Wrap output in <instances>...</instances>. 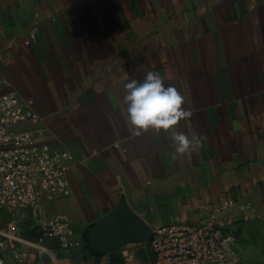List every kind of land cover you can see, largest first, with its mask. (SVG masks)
I'll list each match as a JSON object with an SVG mask.
<instances>
[{"label":"crops","instance_id":"0c3cea01","mask_svg":"<svg viewBox=\"0 0 264 264\" xmlns=\"http://www.w3.org/2000/svg\"><path fill=\"white\" fill-rule=\"evenodd\" d=\"M0 24L2 92L33 99L45 143L73 156V194L47 211L84 247L60 264H94L100 222L123 198L153 229L196 222L224 195L247 210L244 261L264 264V0H0ZM149 71L190 112L168 130L127 119L124 84ZM178 132L200 143L180 154Z\"/></svg>","mask_w":264,"mask_h":264},{"label":"built area","instance_id":"2783aa9c","mask_svg":"<svg viewBox=\"0 0 264 264\" xmlns=\"http://www.w3.org/2000/svg\"><path fill=\"white\" fill-rule=\"evenodd\" d=\"M38 31H30L27 45L36 42ZM41 121L34 100L3 93L0 80V264H11L9 255L15 264H30L49 258L46 250L64 259L84 246L71 220L47 211L48 202L73 194L68 175L73 156L45 143L47 130ZM246 216L244 204L224 195L203 204L198 221L157 226L148 242L120 248V264H247L239 245Z\"/></svg>","mask_w":264,"mask_h":264},{"label":"clouds","instance_id":"9594fccd","mask_svg":"<svg viewBox=\"0 0 264 264\" xmlns=\"http://www.w3.org/2000/svg\"><path fill=\"white\" fill-rule=\"evenodd\" d=\"M127 105V119L137 130H168L190 115L182 105L184 97L173 85L166 86L164 78L157 72L149 71L142 81L131 79L124 84ZM176 151L184 154L200 143L196 135L189 137L178 132ZM51 264H58L57 256L52 250H46Z\"/></svg>","mask_w":264,"mask_h":264},{"label":"water","instance_id":"95a60500","mask_svg":"<svg viewBox=\"0 0 264 264\" xmlns=\"http://www.w3.org/2000/svg\"><path fill=\"white\" fill-rule=\"evenodd\" d=\"M152 236V229L123 198L117 207L101 220L100 230L94 243L91 244L94 255L89 253L87 260L98 259L108 252L125 246L148 242ZM148 254L153 260L151 250H148ZM142 255L141 251L140 256Z\"/></svg>","mask_w":264,"mask_h":264},{"label":"rangeland","instance_id":"374dc122","mask_svg":"<svg viewBox=\"0 0 264 264\" xmlns=\"http://www.w3.org/2000/svg\"><path fill=\"white\" fill-rule=\"evenodd\" d=\"M241 248V247H240ZM118 253V251L117 250H114V251H111V252H108V253H106V254H104L102 257H100V258H98V259H94V263H96V262H99V261H101V260H105V261H111L112 260V258H111V255H113V254H117ZM50 262H49V260H48V262H47V264H49Z\"/></svg>","mask_w":264,"mask_h":264},{"label":"trees","instance_id":"16d2710c","mask_svg":"<svg viewBox=\"0 0 264 264\" xmlns=\"http://www.w3.org/2000/svg\"><path fill=\"white\" fill-rule=\"evenodd\" d=\"M99 238H100V236H99ZM111 258H112V260H111L112 264H117V263L120 264L121 263L119 253L111 255Z\"/></svg>","mask_w":264,"mask_h":264},{"label":"flooded vegetation","instance_id":"af4514ba","mask_svg":"<svg viewBox=\"0 0 264 264\" xmlns=\"http://www.w3.org/2000/svg\"><path fill=\"white\" fill-rule=\"evenodd\" d=\"M92 255H94V253L90 252Z\"/></svg>","mask_w":264,"mask_h":264}]
</instances>
